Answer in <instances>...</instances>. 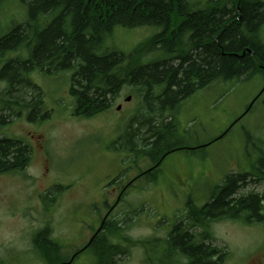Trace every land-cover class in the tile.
Instances as JSON below:
<instances>
[{"label": "trees", "instance_id": "1", "mask_svg": "<svg viewBox=\"0 0 264 264\" xmlns=\"http://www.w3.org/2000/svg\"><path fill=\"white\" fill-rule=\"evenodd\" d=\"M19 1L28 11L26 21L0 37L4 61L0 81L5 82L0 89V127L23 115L30 122L50 119L44 91L31 77L37 70L49 75L71 73L73 114L80 118L110 109L128 86L140 103L116 142L135 155L134 164L139 158L149 159V171L141 173L147 182H156L170 153L189 149L176 141L184 138L177 112L186 99L214 83L249 80L264 73V0ZM118 28L159 31L128 52L114 39ZM250 149L257 150L251 171L228 173L202 204L189 197L169 236L156 239L168 245L167 254L177 264L182 257L187 264H223L229 258L228 249L213 242L212 222H264V189L235 196L249 179L264 182V140L246 133V151ZM31 158L29 144L0 135V174L24 171ZM125 229L117 219L107 217L87 248L79 250L89 248L98 264H115V257L129 251L121 241L130 246L140 242L151 261L146 241L132 240ZM60 242L49 226L33 238L46 264L69 262ZM0 264H5L1 258Z\"/></svg>", "mask_w": 264, "mask_h": 264}, {"label": "rangeland", "instance_id": "2", "mask_svg": "<svg viewBox=\"0 0 264 264\" xmlns=\"http://www.w3.org/2000/svg\"><path fill=\"white\" fill-rule=\"evenodd\" d=\"M27 14L19 0L3 1L0 37L25 22ZM157 31L118 28L114 39L129 52ZM3 63L0 59V68ZM70 76L33 72L31 77L44 91L45 106L52 112L50 119L30 122L23 115L0 127V135L21 139L32 147L24 171L0 174V258L5 264H46L33 243L34 235L46 226L71 257L88 244L110 211L107 217L125 226L124 234L134 241H146V248L151 249L149 261L140 242L130 246L121 241L129 251L115 257V264H177L167 254L168 245L156 239L169 236L187 199L202 204L228 173L253 168L257 150L246 151V133L264 140L263 73L250 80L214 83L186 99L177 112L184 138L176 141L189 149L170 153L156 182L138 179L127 187L151 166L147 158L134 164L135 155L116 142L136 116L140 98L125 86L110 109L89 119L76 117ZM4 87L0 81V89ZM263 189V181L249 179L235 196ZM210 231L214 244L229 251L223 264H264V222L215 221ZM79 255L70 264H98L89 248ZM180 260L178 264H187L184 257Z\"/></svg>", "mask_w": 264, "mask_h": 264}, {"label": "flooded vegetation", "instance_id": "3", "mask_svg": "<svg viewBox=\"0 0 264 264\" xmlns=\"http://www.w3.org/2000/svg\"><path fill=\"white\" fill-rule=\"evenodd\" d=\"M102 222V221H101ZM103 225H104V222H102V224H101V226H100V229L103 227Z\"/></svg>", "mask_w": 264, "mask_h": 264}, {"label": "bare ground", "instance_id": "4", "mask_svg": "<svg viewBox=\"0 0 264 264\" xmlns=\"http://www.w3.org/2000/svg\"><path fill=\"white\" fill-rule=\"evenodd\" d=\"M159 27H160V26H159ZM160 28H161V27H160ZM158 29H159V28H158ZM158 29H157V30H158ZM158 31H159V30H158Z\"/></svg>", "mask_w": 264, "mask_h": 264}]
</instances>
